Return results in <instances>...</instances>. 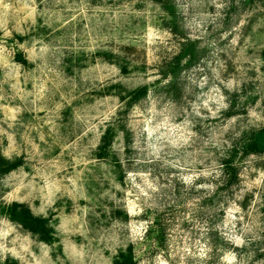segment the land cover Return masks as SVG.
I'll return each mask as SVG.
<instances>
[{"label":"rangeland","instance_id":"obj_1","mask_svg":"<svg viewBox=\"0 0 264 264\" xmlns=\"http://www.w3.org/2000/svg\"><path fill=\"white\" fill-rule=\"evenodd\" d=\"M261 130L264 0H0V155L24 162L0 181V264H264V154L240 151Z\"/></svg>","mask_w":264,"mask_h":264},{"label":"trees","instance_id":"obj_2","mask_svg":"<svg viewBox=\"0 0 264 264\" xmlns=\"http://www.w3.org/2000/svg\"><path fill=\"white\" fill-rule=\"evenodd\" d=\"M161 1V0H158ZM170 11V15L175 16L174 11L172 8H168ZM184 52H181L180 55L176 56L173 61L169 64L167 71L164 73V77L170 78V85L175 87L178 82L180 73L184 69H189L192 65L198 61V55H196L197 51L194 44L186 43L184 44ZM107 60L109 62H114V56L107 55ZM188 58V62L184 66L182 63L184 59ZM18 61L23 64L27 65V61L18 56ZM121 69L124 73L127 72V68L121 66ZM119 97L122 101L128 99L126 103V107L130 108L133 105L137 104L139 101L144 99L148 94L147 87H141L131 92H125L123 88H119ZM122 93H126L125 96ZM110 130H108L102 138V142L100 145V153L102 158L109 156V150L112 144V136ZM243 157L249 155H257V154H264V130H261L257 133H251L248 136H244L241 140V149H240ZM237 154V149H234L231 153V157L224 162L226 171L232 170V177L231 183L237 182V169L233 166L234 158ZM22 158H14L8 159L3 155H0V181L13 171H16L23 165ZM2 214L6 215L9 220L16 223L17 225L21 226L22 229L33 236L38 237V239L45 243H52L54 240V230L51 227L50 220L45 217L36 216L33 214L31 209L26 204L21 203H12L9 206H4L1 211ZM4 264H11L9 261L5 262ZM12 264H17L16 262ZM115 264H136L132 249L129 248L125 252H121Z\"/></svg>","mask_w":264,"mask_h":264}]
</instances>
